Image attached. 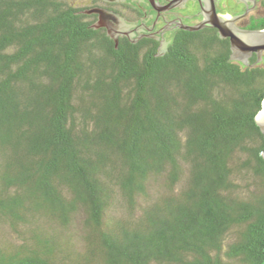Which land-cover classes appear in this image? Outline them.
<instances>
[{
	"label": "trees",
	"instance_id": "16d2710c",
	"mask_svg": "<svg viewBox=\"0 0 264 264\" xmlns=\"http://www.w3.org/2000/svg\"><path fill=\"white\" fill-rule=\"evenodd\" d=\"M99 5L0 0V264H264V57Z\"/></svg>",
	"mask_w": 264,
	"mask_h": 264
},
{
	"label": "flooded vegetation",
	"instance_id": "af4514ba",
	"mask_svg": "<svg viewBox=\"0 0 264 264\" xmlns=\"http://www.w3.org/2000/svg\"><path fill=\"white\" fill-rule=\"evenodd\" d=\"M98 4L92 9L103 8L119 17L120 24L115 30L122 35L118 41L120 37L132 42L150 38L157 42L159 53H164L181 32L196 31L184 26L205 21L207 24L200 29L215 28L208 24L211 7L224 18L236 17L234 24L240 28L254 29L251 26L264 19V0H98ZM90 13L96 14L97 22L98 13ZM101 27L107 32L105 26Z\"/></svg>",
	"mask_w": 264,
	"mask_h": 264
},
{
	"label": "water",
	"instance_id": "95a60500",
	"mask_svg": "<svg viewBox=\"0 0 264 264\" xmlns=\"http://www.w3.org/2000/svg\"><path fill=\"white\" fill-rule=\"evenodd\" d=\"M87 12H97L99 15L98 21L95 23V27L105 26L107 28V34L114 39L116 43H118L119 35L122 33L116 32V27H119L120 20L119 17L114 15L103 8L90 9ZM210 19L208 20V24L217 28L219 35L224 38H229L231 45V58L234 60L242 61L245 64H248L250 57L253 54L258 56V60L261 61L263 58L264 52V27L260 29H245L236 26L234 18H224L217 14L214 8L211 7V11L209 12ZM116 22V25H114ZM207 22L202 21L199 24H195L193 26H184L186 29L197 30L204 27ZM243 35H249L250 39L246 40L243 38ZM264 112V101L262 105V109L260 112ZM259 112V113H260ZM258 113V115H259ZM258 115L256 116V121L260 126L262 132L264 133V115L263 119L258 120ZM264 157V151L262 152Z\"/></svg>",
	"mask_w": 264,
	"mask_h": 264
},
{
	"label": "bare ground",
	"instance_id": "6f19581e",
	"mask_svg": "<svg viewBox=\"0 0 264 264\" xmlns=\"http://www.w3.org/2000/svg\"><path fill=\"white\" fill-rule=\"evenodd\" d=\"M243 38L246 39V40H249L250 39V36L249 35H243ZM263 115H264V112H260L259 115H258V120H261L263 119Z\"/></svg>",
	"mask_w": 264,
	"mask_h": 264
},
{
	"label": "rangeland",
	"instance_id": "374dc122",
	"mask_svg": "<svg viewBox=\"0 0 264 264\" xmlns=\"http://www.w3.org/2000/svg\"><path fill=\"white\" fill-rule=\"evenodd\" d=\"M77 3H82V0H74ZM1 231H5L4 229L0 228Z\"/></svg>",
	"mask_w": 264,
	"mask_h": 264
}]
</instances>
